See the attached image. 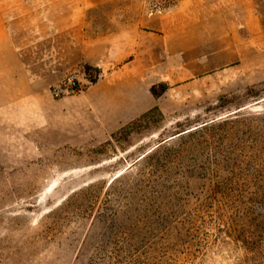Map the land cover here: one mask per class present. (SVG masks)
<instances>
[{
    "label": "rangeland",
    "instance_id": "rangeland-1",
    "mask_svg": "<svg viewBox=\"0 0 264 264\" xmlns=\"http://www.w3.org/2000/svg\"><path fill=\"white\" fill-rule=\"evenodd\" d=\"M124 23L169 87L133 125L91 137L78 107L0 80V264H264V2L115 0L87 32Z\"/></svg>",
    "mask_w": 264,
    "mask_h": 264
},
{
    "label": "crops",
    "instance_id": "crops-1",
    "mask_svg": "<svg viewBox=\"0 0 264 264\" xmlns=\"http://www.w3.org/2000/svg\"><path fill=\"white\" fill-rule=\"evenodd\" d=\"M114 1L0 0V80L36 91V109L48 116L78 107L94 124L91 137L112 133L159 106L160 98L151 93L150 31L124 23L96 36L87 32L89 14ZM85 65L101 71L95 83L77 95L50 94L75 66Z\"/></svg>",
    "mask_w": 264,
    "mask_h": 264
},
{
    "label": "trees",
    "instance_id": "trees-1",
    "mask_svg": "<svg viewBox=\"0 0 264 264\" xmlns=\"http://www.w3.org/2000/svg\"><path fill=\"white\" fill-rule=\"evenodd\" d=\"M141 1L146 2L149 5L150 10L154 13V12H158V11H163V10L169 9V8L177 5L181 0H141ZM255 1H256L257 4H259L261 2H264V0H255ZM84 69L86 70V72H89V71H91L93 69L95 70V72L97 73V75H96V77H91V80H90L92 83H95L98 80L101 71L98 68L92 67L90 65H85L84 66ZM168 88H169L168 85H164L163 90H162V93H158L156 91V87L153 86L151 88V93L157 99V98H160L161 95L168 90ZM154 111H159L158 106H155L154 108H152L150 111H148L144 115H142L139 118H137L136 120L130 122L129 125H133L135 121H139L140 119L146 117L149 113H152ZM129 125H127V126H129ZM188 133H190V132H188ZM188 133H185V134H188ZM185 134H183V135H185ZM166 142H168V141H166ZM160 146H158V147H160ZM157 148H155V149H157ZM153 151H151L150 153H148L147 155H145L142 159H144L147 156H149V154H151ZM261 240L264 241V235L261 236Z\"/></svg>",
    "mask_w": 264,
    "mask_h": 264
},
{
    "label": "built area",
    "instance_id": "built-area-1",
    "mask_svg": "<svg viewBox=\"0 0 264 264\" xmlns=\"http://www.w3.org/2000/svg\"><path fill=\"white\" fill-rule=\"evenodd\" d=\"M83 79L79 72L70 73L59 85L53 87L52 93L56 98L64 97L81 90Z\"/></svg>",
    "mask_w": 264,
    "mask_h": 264
},
{
    "label": "water",
    "instance_id": "water-1",
    "mask_svg": "<svg viewBox=\"0 0 264 264\" xmlns=\"http://www.w3.org/2000/svg\"><path fill=\"white\" fill-rule=\"evenodd\" d=\"M186 133V132H185ZM182 134H184V133H182ZM182 134H177V135H175V136H172V137H170L167 141H170V140H172V139H174V138H176V137H179V136H181Z\"/></svg>",
    "mask_w": 264,
    "mask_h": 264
}]
</instances>
